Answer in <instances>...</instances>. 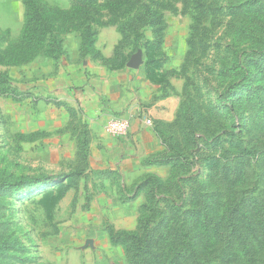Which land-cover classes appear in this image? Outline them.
Returning a JSON list of instances; mask_svg holds the SVG:
<instances>
[{
	"label": "rangeland",
	"instance_id": "374dc122",
	"mask_svg": "<svg viewBox=\"0 0 264 264\" xmlns=\"http://www.w3.org/2000/svg\"><path fill=\"white\" fill-rule=\"evenodd\" d=\"M27 2L0 29V264H264V0ZM69 42L145 91L152 126L108 135L114 163L67 91L36 88Z\"/></svg>",
	"mask_w": 264,
	"mask_h": 264
},
{
	"label": "crops",
	"instance_id": "0c3cea01",
	"mask_svg": "<svg viewBox=\"0 0 264 264\" xmlns=\"http://www.w3.org/2000/svg\"><path fill=\"white\" fill-rule=\"evenodd\" d=\"M12 1L16 5L23 6L24 11L23 0ZM0 3L8 7L9 15V17H4L0 29H10L12 27L10 24L12 2L0 0ZM70 44L71 42H69ZM71 45L67 54L70 61L68 67L64 68V65H61L55 70L48 64H44L45 69L38 70L37 77L42 78L44 74L46 76L45 79L38 82L39 85L36 88L38 87L42 92H52L57 95L62 91H67L69 106L85 116L83 121L86 122L93 139L95 137L102 143L100 148L104 152V163L107 164L109 159L114 163L119 158L121 153L119 148H122V145H117L116 140L110 138L104 128L113 117L125 118L131 124L130 137L134 141L138 140L149 130V127L145 125V118L137 112L139 101L144 99L145 91H140V97L136 95V87L133 86L129 71H119L114 74L106 71L97 72L94 67L91 68L89 63L80 57L78 44ZM152 88L155 89V87ZM110 152L112 154H109ZM130 152L132 153L131 150H128L127 155L118 163V166L124 171L134 168L140 158V156H133ZM156 172L157 168L155 167L151 173L155 175Z\"/></svg>",
	"mask_w": 264,
	"mask_h": 264
},
{
	"label": "built area",
	"instance_id": "2783aa9c",
	"mask_svg": "<svg viewBox=\"0 0 264 264\" xmlns=\"http://www.w3.org/2000/svg\"><path fill=\"white\" fill-rule=\"evenodd\" d=\"M144 122L147 127L152 126V121L150 119L145 118ZM130 128L131 124L125 118L113 117L110 119L105 129L111 136L125 137L129 134Z\"/></svg>",
	"mask_w": 264,
	"mask_h": 264
},
{
	"label": "trees",
	"instance_id": "16d2710c",
	"mask_svg": "<svg viewBox=\"0 0 264 264\" xmlns=\"http://www.w3.org/2000/svg\"><path fill=\"white\" fill-rule=\"evenodd\" d=\"M79 2H81V0H79ZM23 4H24V6H25V10H26V14H27V10H28V2H27V0H23ZM175 222H176V221H175ZM169 226H170V225H169ZM146 237H148V234L146 235ZM182 238H184V239L187 240V241H188V239H190L187 233L184 234ZM189 250H191V251H190V252L187 251V252H188L187 254H185L184 252H183V253H182V252H178V253H176V256H175V258H174L175 262H173V263L175 264V263L177 262V261H176L177 259H183V258H182L183 255H185L187 258H189V257L196 258V255H195V253L193 252V249H192V248H189ZM181 264H182V263H181Z\"/></svg>",
	"mask_w": 264,
	"mask_h": 264
},
{
	"label": "water",
	"instance_id": "95a60500",
	"mask_svg": "<svg viewBox=\"0 0 264 264\" xmlns=\"http://www.w3.org/2000/svg\"><path fill=\"white\" fill-rule=\"evenodd\" d=\"M140 63H141V58H135V59H132V60L129 62L128 66H129L130 68H136Z\"/></svg>",
	"mask_w": 264,
	"mask_h": 264
}]
</instances>
